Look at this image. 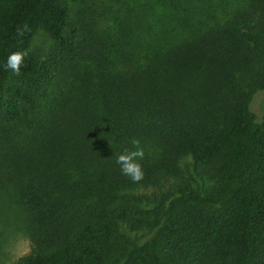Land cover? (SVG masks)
Returning <instances> with one entry per match:
<instances>
[{
    "label": "trees",
    "instance_id": "1",
    "mask_svg": "<svg viewBox=\"0 0 264 264\" xmlns=\"http://www.w3.org/2000/svg\"><path fill=\"white\" fill-rule=\"evenodd\" d=\"M73 2L0 0V202H17L0 226L28 241L14 264H264V107L248 108L264 0ZM133 139L140 183L116 163Z\"/></svg>",
    "mask_w": 264,
    "mask_h": 264
},
{
    "label": "rangeland",
    "instance_id": "2",
    "mask_svg": "<svg viewBox=\"0 0 264 264\" xmlns=\"http://www.w3.org/2000/svg\"><path fill=\"white\" fill-rule=\"evenodd\" d=\"M70 12L76 10L73 0H64ZM87 6H90L87 4ZM99 14L94 11V15ZM51 45V41L47 34L42 30H37L29 42L28 52H30L36 59H42L48 52ZM84 64V63H83ZM264 107V91H254L249 99L248 108L254 115L256 120L259 119L261 112ZM196 183L200 188H207L210 186V181L205 177L195 178ZM5 202H0V208L4 207L8 211L10 209L17 210V202L15 196L6 197ZM2 217V214L1 216ZM3 225V224H2ZM135 240L141 239L140 235L136 232L133 233ZM28 251V241L23 234L16 229V226L10 225L9 223L5 226H0V254H2L1 261L5 264H14L18 258L26 254Z\"/></svg>",
    "mask_w": 264,
    "mask_h": 264
},
{
    "label": "clouds",
    "instance_id": "3",
    "mask_svg": "<svg viewBox=\"0 0 264 264\" xmlns=\"http://www.w3.org/2000/svg\"><path fill=\"white\" fill-rule=\"evenodd\" d=\"M26 52H13L6 61L5 70H10L13 75H20L21 68L24 66ZM134 150L124 149L116 158V163L120 166L121 174L128 177L133 183H140L144 179V171L139 163L144 158V151L140 147L139 140L131 141Z\"/></svg>",
    "mask_w": 264,
    "mask_h": 264
}]
</instances>
